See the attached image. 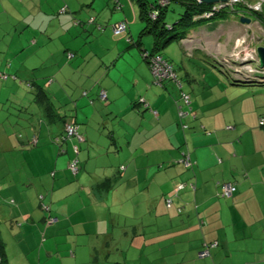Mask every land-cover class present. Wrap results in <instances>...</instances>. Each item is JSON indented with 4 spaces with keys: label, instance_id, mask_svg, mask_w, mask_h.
<instances>
[{
    "label": "crops",
    "instance_id": "1",
    "mask_svg": "<svg viewBox=\"0 0 264 264\" xmlns=\"http://www.w3.org/2000/svg\"><path fill=\"white\" fill-rule=\"evenodd\" d=\"M72 1L73 12L88 5ZM119 2L122 9L112 17L128 21L127 37L94 25L83 27L84 35L71 15L54 23L45 12L36 26V51L28 54L35 64H25V44L11 41L7 22H0V72L10 74L0 79V115L11 98L17 100L12 105L23 104L17 90L25 89V70L33 78L36 69V82L51 97L49 104L36 103L38 127L31 136L14 139L0 119V231L8 264H264V73L225 67L228 83L218 82L224 90L203 93V101L195 94L183 128L179 94L167 81L153 83L143 48L135 44L144 25L135 4ZM231 18L182 41L193 50L207 41L227 50L215 34L232 43L244 37ZM220 56L213 55L220 62L227 55ZM70 118L82 139L59 145L55 138ZM74 145L80 147L77 173L69 166ZM183 152L191 165L181 162ZM224 182L236 184L230 198L221 195ZM215 241L210 256L200 257Z\"/></svg>",
    "mask_w": 264,
    "mask_h": 264
},
{
    "label": "rangeland",
    "instance_id": "2",
    "mask_svg": "<svg viewBox=\"0 0 264 264\" xmlns=\"http://www.w3.org/2000/svg\"><path fill=\"white\" fill-rule=\"evenodd\" d=\"M81 1L83 2L84 0ZM92 1L93 0H88V5L86 4L81 7L83 9V13H81V8L78 11L73 12L72 7L75 4H72V0H0V11H4L3 14H0V22L5 24L7 22L8 37L11 41L14 39L21 40L25 44L26 54L23 56L25 64H35V62H32V59H28V54L32 55V53L36 51V46H33L36 35H39V31H36V26L43 22V15L45 12H50L52 14V20L54 23H57V21H64V18L66 17L64 15H71L72 23L74 22L75 26L77 25V30H83V27L91 30V24H89L88 21L91 17H95L96 23L103 25L105 30L113 29L112 25L114 24V20L112 15L119 13L118 10H115L114 1L110 0V4L105 7L100 5V0H96L94 1L95 3H93L96 8L95 10H92V5H89V3L92 4ZM245 2V4L250 7V10L253 9V12L261 13L262 17L250 16L251 20L249 22H242L237 18V21L241 23L239 26L241 30L240 32L244 37L235 39L233 41L234 43H232L226 35L215 34L217 37L216 39H222V41L228 45L227 50L222 49L226 46L218 47L216 45L214 48L209 47L212 45L211 43L213 41L211 43L209 42L210 45L208 44V41L203 43V46L205 47L204 49L193 50L186 46L183 41L175 39L162 51L163 56L174 66L179 76L178 80L181 81V85L174 79H170L175 76L173 69L172 71H166L162 78H164L163 80L170 79L167 81V84L176 89L180 97V104H183V100H181L182 92L189 94L193 100L195 94H198L199 99L203 101V93H205L204 97H208L209 92L217 93L220 90H224V88H222L223 85L218 82L222 79L224 83H228V77L225 74L226 71L224 69L225 67L226 69L234 71L241 70L247 75L253 74L256 70L259 71V73H264V69L259 68L258 63L255 60L256 48L260 44H264V0H245ZM68 6H70V8ZM253 6L256 7V9H254ZM135 7L136 10H138V6L135 5ZM65 8L68 12H65ZM181 11L179 5H173L168 13V20L172 23L175 22L180 17ZM85 13L86 15H84ZM233 18H231V20H233ZM138 20L140 21L139 17ZM126 22L128 23L127 20ZM196 26L197 27L192 29L191 32L198 31L200 28L206 27L207 24ZM4 29L5 27L3 24V30ZM73 30H75V28H73ZM83 34H87V31L83 30ZM233 34L235 35L237 33L233 32ZM127 35L128 34L124 37H127ZM219 36L222 38H219ZM143 40H147L148 43L146 45L145 41H143V48H147L151 51L154 44V36L152 34H146L143 36ZM224 54L227 56L223 57ZM144 55L146 56L147 53H144ZM213 55H217L218 57L223 55L220 56L223 57L221 59L222 62L215 59ZM244 58L246 59L244 60ZM27 60L31 61V63H27ZM34 70L33 78L36 79V69ZM31 72L32 70H25L24 75L22 76L21 80H23L25 85V89L23 88L24 91H21L20 88L17 90L18 93L22 92L24 95L23 104L12 105L11 100L14 102L17 100L11 98L7 108H5L4 112L0 115V119L2 118L1 121L5 124L3 128L6 130L7 134L14 137V139H17V136L19 135L24 137L31 136L33 129L36 131V126L38 127L39 113L36 111V100L34 96L36 95V92L31 91L27 84V81L33 79L30 76ZM114 73L115 70H113V74ZM29 76L31 78H29ZM192 87L195 89L193 90ZM83 92L84 90H82L81 93L80 89L78 90L80 96L84 94ZM58 98L59 97H57L56 100ZM138 101L142 103L141 98H139ZM56 106H58V104ZM61 110L63 113L66 111L63 106H61L60 111ZM190 110L191 105L184 104L183 111L185 116L186 113H190ZM188 114L186 117L189 116ZM102 128L105 129V127ZM11 199L12 198H9L8 200L11 202Z\"/></svg>",
    "mask_w": 264,
    "mask_h": 264
},
{
    "label": "trees",
    "instance_id": "3",
    "mask_svg": "<svg viewBox=\"0 0 264 264\" xmlns=\"http://www.w3.org/2000/svg\"><path fill=\"white\" fill-rule=\"evenodd\" d=\"M113 1L115 3L116 9L118 10L122 9V4L119 2V0H113ZM132 2L136 6H138L137 8H138L139 19L144 22V25L139 32L138 40L135 42V44L138 45L140 48L141 47L143 48V40H142L143 36L146 34H152L154 36V44H153V48L151 49V51L148 50L147 48H143L141 53H142V57L149 65V68H150V71L153 77V83H155L156 85H160V86L166 85L165 82L170 79H174L181 85V81L178 80L179 77H178V74L174 66L162 54V51L172 41H174L175 39L180 40V41L186 39L192 33L191 30L197 27L196 25L216 24L218 21L226 20L231 17H236L239 20H241L242 17H249V18H251L250 16L259 17V18L262 17L261 13L253 12V9L250 10V7L244 3L236 4L235 9L233 10L230 8L229 9L221 8L218 11H213L212 5L209 6L208 4L199 2L198 0H132ZM173 5H179L182 11H181L180 17L175 22L172 23L168 20V13L170 11V8ZM206 12H213L214 14L210 17H206L205 16ZM88 21H89V24L96 26V28H98L99 30L102 31L104 29L103 25L96 23L95 17H91ZM120 22H126V20H121V21H118L117 23H114L112 25L113 32H114L115 26ZM127 31H128V23H127V30L124 33H121L119 35L114 33V35L116 37H119V36L126 34ZM144 53H147V55L145 56ZM69 55L72 56L73 53H70ZM153 56L161 57L162 60L173 69V71L175 72L174 74L175 77L170 78L168 80L165 79L163 81L158 80L156 77H154L153 72H152L153 63H152V58H151ZM9 77H10V74H8V78ZM259 78L261 79V81H264L263 74H261ZM237 81H240V80H237ZM247 82H250V80H248ZM27 84L29 87H32V88L34 87L35 89L34 92H36V95H35L36 103L45 102L49 104L51 102V100H49L51 97L49 96L48 92L45 90L43 84L36 82V79L34 78L32 80L27 81ZM36 86H37V89H36ZM183 94L189 96L190 98L189 104L191 105L192 98L186 92H182V95H181V100H183V104H180V98L178 101H175V102L178 107V121L179 123L181 122L180 124L183 126V128H187L188 125L185 122H182L183 118L185 117V113L183 116H180V111H183L184 104L188 105V103L184 100ZM47 104H46V108L48 107L52 108L51 105H47ZM262 116H264V114L260 115V117ZM66 123H74L77 126V130L79 127L77 121L74 118L67 119L64 123V133L61 136H58L55 138V141L59 145L63 144V142H65L67 139L75 138V137H70V138H67L66 140L63 139V136H65L66 134L65 133ZM259 125H261L260 118H259ZM261 126H264V125H261ZM33 136L37 137L35 133ZM79 136L81 135L79 134ZM75 146L78 147V153L75 151ZM74 153H75V156L72 160L76 159L78 161L77 167L79 170L80 161H79L78 155L80 153V147L78 145H74ZM186 156H188V154L186 152H183L180 160L186 159ZM123 167L124 166H122V168ZM41 207L43 208V203ZM5 245L6 244L2 238L1 231H0V264H8V257H7ZM113 264H133V263L118 261V262H114Z\"/></svg>",
    "mask_w": 264,
    "mask_h": 264
},
{
    "label": "built area",
    "instance_id": "4",
    "mask_svg": "<svg viewBox=\"0 0 264 264\" xmlns=\"http://www.w3.org/2000/svg\"><path fill=\"white\" fill-rule=\"evenodd\" d=\"M238 3H244L245 4L246 2H245V0H228L227 2H220V3L212 5L213 11H218L220 8H228V9L230 8L233 10V9H235V5ZM221 5L223 7H221ZM253 8L256 9V7H254V6H253ZM213 14H214L213 12H206L205 16L210 17ZM126 30H127V22H120L115 26L114 33L119 35L121 33H124ZM252 57H254V56H252ZM151 58H152V63H153L152 72H153L154 77H156L158 80H163L164 78H162V77L164 76L166 71H172V68L169 65H167V63H165L162 60V58L159 56H154ZM245 59L246 58H244V60ZM174 77H172V78H174ZM7 78H8V74L0 72V79H7ZM183 97H184V100L189 104V101H190L189 96L183 94ZM100 98L102 100L107 98L105 91L100 92ZM183 115H184V111H180V116H183ZM260 124L264 125V116L260 117ZM65 131H66L65 132L66 134H65V136H63V139H65V140L67 138H70V137H78L79 140L82 139L81 136H79L77 126L74 123H66ZM36 138H37L36 136L33 137V139L31 140V144H36ZM75 151L78 153V147L77 146H75ZM77 162L78 161L76 159H74V160L70 161V163H69L70 169L73 172H77V170H78ZM181 162H183L186 165H191V161H190L189 156H186V159H181ZM184 187H185V184H182V183L179 184L176 187V189L174 190V193H171L169 195V197L167 199V205L168 206L172 205L173 196L177 193V191L183 189ZM220 191H221L222 196L230 198V197H232V195L236 191V184L233 182H224L221 184V190ZM43 208L46 210L50 209V207L44 203H43ZM48 222L49 223L55 222V218L50 217L48 219ZM216 246H218L217 241L206 245V247L199 252V256L200 257L210 256V249L214 248Z\"/></svg>",
    "mask_w": 264,
    "mask_h": 264
},
{
    "label": "water",
    "instance_id": "5",
    "mask_svg": "<svg viewBox=\"0 0 264 264\" xmlns=\"http://www.w3.org/2000/svg\"><path fill=\"white\" fill-rule=\"evenodd\" d=\"M199 2L212 5V4H217L220 2H227L228 0H198ZM251 19L248 17H242L241 21L242 22H249ZM256 61L258 63L259 68L264 69V45H259L256 50Z\"/></svg>",
    "mask_w": 264,
    "mask_h": 264
},
{
    "label": "bare ground",
    "instance_id": "6",
    "mask_svg": "<svg viewBox=\"0 0 264 264\" xmlns=\"http://www.w3.org/2000/svg\"><path fill=\"white\" fill-rule=\"evenodd\" d=\"M212 5H214V4H212ZM209 6H211V5H209ZM221 7H223V6L221 5ZM220 9H221V8H220ZM220 9H219V10H220Z\"/></svg>",
    "mask_w": 264,
    "mask_h": 264
}]
</instances>
